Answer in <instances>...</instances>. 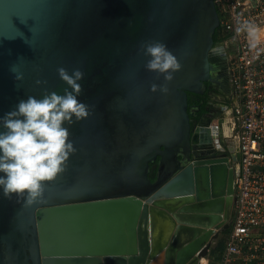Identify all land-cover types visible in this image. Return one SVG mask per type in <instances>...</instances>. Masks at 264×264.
I'll return each mask as SVG.
<instances>
[{"label":"water","instance_id":"1","mask_svg":"<svg viewBox=\"0 0 264 264\" xmlns=\"http://www.w3.org/2000/svg\"><path fill=\"white\" fill-rule=\"evenodd\" d=\"M218 26L213 0H0V117L28 96L62 95L60 67L84 73L78 99L90 106L64 125L76 152L41 200L0 191V264H202L230 226L234 169L175 161ZM153 40L182 65L167 94L150 90L164 78L139 51Z\"/></svg>","mask_w":264,"mask_h":264},{"label":"clouds","instance_id":"2","mask_svg":"<svg viewBox=\"0 0 264 264\" xmlns=\"http://www.w3.org/2000/svg\"><path fill=\"white\" fill-rule=\"evenodd\" d=\"M242 30L248 33L251 46L255 47V27L245 23L236 29L238 33ZM139 51L148 57L146 70L164 78L163 84H152L150 90L167 94L173 74L182 67L177 56L158 40L141 43ZM57 72L68 86L62 95L53 91L45 92L39 99L28 96L0 117V127L4 129L0 131V191L5 198L16 197L26 205L44 197L45 184L66 171L70 156L76 152L64 125H72L90 115V106L78 99L82 93L79 81L84 73L77 68L70 74L63 67ZM15 78L23 77L16 75ZM40 83L38 80L37 84Z\"/></svg>","mask_w":264,"mask_h":264},{"label":"built area","instance_id":"3","mask_svg":"<svg viewBox=\"0 0 264 264\" xmlns=\"http://www.w3.org/2000/svg\"><path fill=\"white\" fill-rule=\"evenodd\" d=\"M236 93L233 135L240 159L231 227L219 264H264V0H213ZM256 29L255 47L242 24Z\"/></svg>","mask_w":264,"mask_h":264},{"label":"flooded vegetation","instance_id":"4","mask_svg":"<svg viewBox=\"0 0 264 264\" xmlns=\"http://www.w3.org/2000/svg\"><path fill=\"white\" fill-rule=\"evenodd\" d=\"M213 39L215 50L209 62L207 80L203 81L199 91H187L188 121L192 139L190 148L182 147L181 156L177 154L178 161L175 163L177 166H186L196 161L223 158L234 169L235 182L240 159L238 140L231 129L233 111L236 107V93L229 79V55L222 30L218 29ZM158 161L159 157L150 164L151 180L155 178ZM233 214L232 209L230 226L221 232V238L218 237L215 240L216 248H222V241L231 227Z\"/></svg>","mask_w":264,"mask_h":264},{"label":"rangeland","instance_id":"5","mask_svg":"<svg viewBox=\"0 0 264 264\" xmlns=\"http://www.w3.org/2000/svg\"><path fill=\"white\" fill-rule=\"evenodd\" d=\"M219 238H221V236H219ZM218 239V238H217ZM223 239V238H222ZM216 241L212 242V244L210 245V249H209V254L208 256L203 260V263L204 264H214V256L212 255L213 252L215 251L216 249V244L217 242L215 243ZM223 245H224V241H222Z\"/></svg>","mask_w":264,"mask_h":264},{"label":"trees","instance_id":"6","mask_svg":"<svg viewBox=\"0 0 264 264\" xmlns=\"http://www.w3.org/2000/svg\"><path fill=\"white\" fill-rule=\"evenodd\" d=\"M224 244H225V242H224ZM223 250H224V245L220 249L216 248L215 251L213 252L212 255L214 256V258H213L214 262H215L214 264H219Z\"/></svg>","mask_w":264,"mask_h":264},{"label":"bare ground","instance_id":"7","mask_svg":"<svg viewBox=\"0 0 264 264\" xmlns=\"http://www.w3.org/2000/svg\"><path fill=\"white\" fill-rule=\"evenodd\" d=\"M202 264H203V260H202V262H201Z\"/></svg>","mask_w":264,"mask_h":264},{"label":"crops","instance_id":"8","mask_svg":"<svg viewBox=\"0 0 264 264\" xmlns=\"http://www.w3.org/2000/svg\"><path fill=\"white\" fill-rule=\"evenodd\" d=\"M204 264V263H203Z\"/></svg>","mask_w":264,"mask_h":264}]
</instances>
